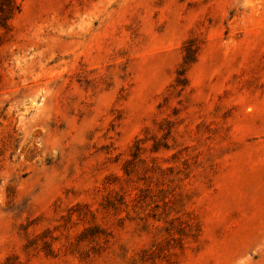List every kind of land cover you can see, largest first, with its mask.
I'll return each mask as SVG.
<instances>
[{"label":"rangeland","instance_id":"374dc122","mask_svg":"<svg viewBox=\"0 0 264 264\" xmlns=\"http://www.w3.org/2000/svg\"><path fill=\"white\" fill-rule=\"evenodd\" d=\"M17 1L0 264H264V0Z\"/></svg>","mask_w":264,"mask_h":264},{"label":"trees","instance_id":"16d2710c","mask_svg":"<svg viewBox=\"0 0 264 264\" xmlns=\"http://www.w3.org/2000/svg\"><path fill=\"white\" fill-rule=\"evenodd\" d=\"M19 11L20 4L17 0H0V28L7 29L9 19Z\"/></svg>","mask_w":264,"mask_h":264}]
</instances>
